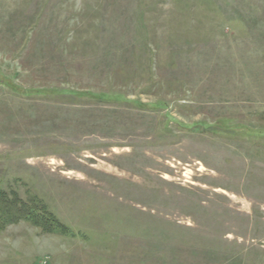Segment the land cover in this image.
<instances>
[{
	"label": "rangeland",
	"instance_id": "1",
	"mask_svg": "<svg viewBox=\"0 0 264 264\" xmlns=\"http://www.w3.org/2000/svg\"><path fill=\"white\" fill-rule=\"evenodd\" d=\"M0 190V264H264V0H0Z\"/></svg>",
	"mask_w": 264,
	"mask_h": 264
},
{
	"label": "trees",
	"instance_id": "2",
	"mask_svg": "<svg viewBox=\"0 0 264 264\" xmlns=\"http://www.w3.org/2000/svg\"><path fill=\"white\" fill-rule=\"evenodd\" d=\"M29 221L46 233H70L46 206L34 200H23L13 191L0 190V230L19 221Z\"/></svg>",
	"mask_w": 264,
	"mask_h": 264
}]
</instances>
